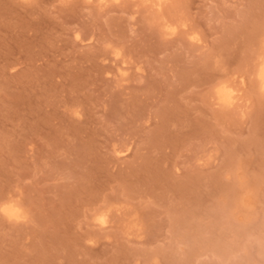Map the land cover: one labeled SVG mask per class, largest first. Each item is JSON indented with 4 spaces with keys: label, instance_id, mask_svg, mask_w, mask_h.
<instances>
[{
    "label": "rangeland",
    "instance_id": "1",
    "mask_svg": "<svg viewBox=\"0 0 264 264\" xmlns=\"http://www.w3.org/2000/svg\"><path fill=\"white\" fill-rule=\"evenodd\" d=\"M263 60L264 0H0V264H264Z\"/></svg>",
    "mask_w": 264,
    "mask_h": 264
},
{
    "label": "bare ground",
    "instance_id": "2",
    "mask_svg": "<svg viewBox=\"0 0 264 264\" xmlns=\"http://www.w3.org/2000/svg\"><path fill=\"white\" fill-rule=\"evenodd\" d=\"M157 5H158V1H157ZM159 5H160V3H159ZM258 76H259V79L261 81L262 87L264 89V60L260 66ZM230 97L231 96H229V94L226 91H224V90L221 91V95H220L221 100L228 101L232 98V97L231 98Z\"/></svg>",
    "mask_w": 264,
    "mask_h": 264
}]
</instances>
